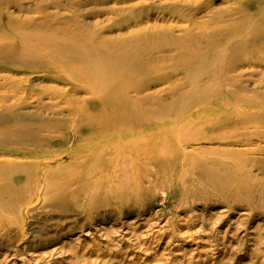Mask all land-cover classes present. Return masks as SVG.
Instances as JSON below:
<instances>
[{"label":"bare ground","instance_id":"6f19581e","mask_svg":"<svg viewBox=\"0 0 264 264\" xmlns=\"http://www.w3.org/2000/svg\"><path fill=\"white\" fill-rule=\"evenodd\" d=\"M98 1L109 0H0V221L20 227L29 213L55 208L54 191L63 198L76 186L113 188L140 169L183 186L189 164L193 183L229 194L251 187L252 171L264 169V32L248 48L242 37L264 27V0L195 27L205 40L193 49L196 60L166 50L181 53L179 61L165 50L141 54L129 46L135 40L97 41L76 13L58 14ZM110 2L105 17L130 13L132 3ZM50 5L60 9L47 13ZM31 8L24 23L14 17ZM226 21L215 41L212 27ZM167 71L184 78L155 79ZM113 170L119 175L106 179Z\"/></svg>","mask_w":264,"mask_h":264},{"label":"rangeland","instance_id":"374dc122","mask_svg":"<svg viewBox=\"0 0 264 264\" xmlns=\"http://www.w3.org/2000/svg\"><path fill=\"white\" fill-rule=\"evenodd\" d=\"M110 1H98L69 12L60 10L58 14L76 13V21L97 41L130 44L135 40L129 46L141 54L154 55L165 50L162 54L178 61L181 53L166 50L181 49L196 60L193 49L205 40L193 29L210 24L213 19L227 20L230 9L239 10L237 6L249 3L173 0L187 1L185 5H174L116 0L132 3L130 13L105 17L103 12L111 6ZM58 9L50 5L46 12L55 13ZM33 12L34 8L15 11L14 17L24 23ZM230 25L229 21L220 23L219 28L212 27L210 34L217 41ZM260 32H264V27L242 37L247 48ZM203 47L204 44L202 51ZM125 51L126 48H119L123 56ZM154 76L161 83H177L184 78L183 73L174 75L172 71ZM251 79L258 88L259 76ZM154 87L148 92L155 93ZM165 93L170 94L164 97L169 99L171 93H177V87ZM183 168V186L149 180L147 171L140 169L119 176V183L113 188L90 190L88 186H76L63 198L54 191L51 196L55 208L29 213L20 227L11 218L0 221V264H264V169L261 174L252 171V176H256L252 189L242 185L241 191L229 194L200 181L193 183V168L189 164ZM118 175L113 170L106 179ZM231 184L232 180L225 182L226 186Z\"/></svg>","mask_w":264,"mask_h":264}]
</instances>
